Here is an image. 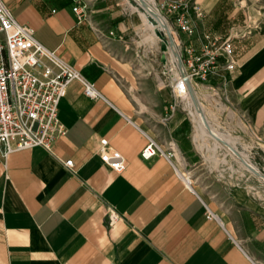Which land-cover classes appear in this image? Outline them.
Listing matches in <instances>:
<instances>
[{
	"label": "crops",
	"instance_id": "obj_1",
	"mask_svg": "<svg viewBox=\"0 0 264 264\" xmlns=\"http://www.w3.org/2000/svg\"><path fill=\"white\" fill-rule=\"evenodd\" d=\"M190 1L201 11L193 38L174 25L173 34L196 47L202 35L227 37L234 61L191 89L223 95L257 182L243 176L207 198L186 184L174 159L199 155L189 113L163 83L157 36L131 0H2L101 98L72 80L57 104L65 131L49 151L0 146V264H264V0ZM102 138L122 155L121 172L99 160ZM148 140L160 152L143 159Z\"/></svg>",
	"mask_w": 264,
	"mask_h": 264
},
{
	"label": "built area",
	"instance_id": "obj_2",
	"mask_svg": "<svg viewBox=\"0 0 264 264\" xmlns=\"http://www.w3.org/2000/svg\"><path fill=\"white\" fill-rule=\"evenodd\" d=\"M131 1L134 3L133 9L144 11L138 2ZM152 6L165 22V29L160 26L154 29L161 34V38L157 37L159 44L163 42L165 45V51L158 48V52L163 58V83L168 86L174 103L185 99L187 85L203 80L217 69L233 67L229 38L218 42L202 35V41L196 47L171 31L174 25L176 32L193 38L192 17H201L198 6L190 0H161L152 2ZM72 11L77 21L83 18L78 6H73ZM149 14L146 13V17L155 25V20ZM72 80L81 84L84 96L101 98L91 82L84 80L52 50L43 47L34 38L31 28L15 22L0 0V146L6 151L35 146L49 151L55 139L65 131L57 120V104L65 94L66 85ZM99 143L101 163L121 172L125 165L122 155L107 148L106 139H100ZM158 152V146L148 140L140 151V157L148 159ZM61 164L71 171L70 159L61 161ZM185 182L190 183L186 178ZM118 217L112 209L108 211L109 224L116 222Z\"/></svg>",
	"mask_w": 264,
	"mask_h": 264
},
{
	"label": "rangeland",
	"instance_id": "obj_3",
	"mask_svg": "<svg viewBox=\"0 0 264 264\" xmlns=\"http://www.w3.org/2000/svg\"><path fill=\"white\" fill-rule=\"evenodd\" d=\"M131 4L134 5L132 1ZM138 10L140 11V9ZM148 34L147 39L153 41L150 33ZM198 96L196 95L197 100L193 97L194 104L199 106V114L201 118L204 117L208 132L218 138L219 143L214 142L207 136L201 135L192 116L196 107L193 103V106L191 105L192 101L190 97L182 100V103L184 102L186 105L185 113H189L186 115L191 123L193 137L197 141L196 148L199 155L195 163L192 164L190 162L189 164H185L179 157L177 160L174 159L179 167V172L197 187L201 196L204 198H207L209 195L208 193L211 187L216 185L231 187L236 183L240 184L242 180L244 181L243 176H249L248 183H256L257 181L246 172L250 169L251 171L248 172L253 173L252 168H255L252 164L253 159L250 158V154L247 152L249 150V144L242 142L240 138L242 136L241 132L235 127L234 121L231 120L228 112L224 109L223 105L225 101L223 95L220 92L208 90L199 93ZM222 135L230 136L235 140V150L227 148L226 141ZM170 155H172L171 152ZM243 156H247V159L251 161L248 160L249 162L247 161L245 166L241 163Z\"/></svg>",
	"mask_w": 264,
	"mask_h": 264
},
{
	"label": "bare ground",
	"instance_id": "obj_4",
	"mask_svg": "<svg viewBox=\"0 0 264 264\" xmlns=\"http://www.w3.org/2000/svg\"><path fill=\"white\" fill-rule=\"evenodd\" d=\"M135 1L138 2V4H140L143 7L144 11L143 12L141 11V15H142V18H143L144 27H145L146 30H149V32L151 33L153 39H155V35H154V32H153V29L155 28V26H160V27L164 28L165 27L164 26V24H165L164 19L158 14L157 11H155V9L152 6L151 0H147V2L150 4L149 7L147 6L146 0H135ZM146 13H150L149 15L153 17V19L155 20V23H156L155 25L153 23L149 22L148 18L146 17ZM187 97H190V99L192 101L191 105H192V103L194 104L193 97H195L196 100H197L196 93L191 89L190 85H187V92H186L185 99ZM194 106L196 107V109H195V112L192 114V116H193L194 122L197 124V128L200 131L201 135L202 136H207L208 138H210L214 142L219 143L218 142V138L214 137L213 135H211L208 132V130H207L208 127L206 125L205 119H204V117L201 118V115L199 114V112H200L199 106L195 105V104H194ZM222 137L226 141L227 148H231V150H233V149L235 150V145H234L235 140L233 138H231L230 136L222 135ZM247 161H248L247 157L243 156V160L241 161L242 165L245 166V164H247L246 163Z\"/></svg>",
	"mask_w": 264,
	"mask_h": 264
},
{
	"label": "water",
	"instance_id": "obj_5",
	"mask_svg": "<svg viewBox=\"0 0 264 264\" xmlns=\"http://www.w3.org/2000/svg\"><path fill=\"white\" fill-rule=\"evenodd\" d=\"M154 33L156 34V36L158 37V38H161V34H160V32L158 31V30H154ZM159 50L160 51H165V45H164V43L162 42V43H160L159 44ZM162 57L160 58V60L162 61Z\"/></svg>",
	"mask_w": 264,
	"mask_h": 264
}]
</instances>
